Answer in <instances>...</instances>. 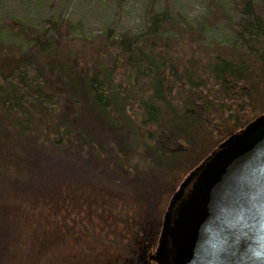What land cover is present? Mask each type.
Instances as JSON below:
<instances>
[{"label": "trees", "instance_id": "obj_1", "mask_svg": "<svg viewBox=\"0 0 264 264\" xmlns=\"http://www.w3.org/2000/svg\"><path fill=\"white\" fill-rule=\"evenodd\" d=\"M238 1L231 46L170 14L154 15L136 35L90 38L60 19L29 27L0 18V190L25 192L0 209V264H13V248L28 245L27 220L40 219L30 202L39 208L64 194L61 209L87 218L95 197L75 203L71 186L87 181L130 189L108 197L122 212L102 228L126 251L119 264H147L166 213H154L147 198L159 177L178 166L175 173L189 175L264 114V19L255 0ZM218 12L209 6L203 19ZM99 203L101 213L114 211L111 200ZM49 242L30 243L26 257L38 263Z\"/></svg>", "mask_w": 264, "mask_h": 264}, {"label": "rangeland", "instance_id": "obj_2", "mask_svg": "<svg viewBox=\"0 0 264 264\" xmlns=\"http://www.w3.org/2000/svg\"><path fill=\"white\" fill-rule=\"evenodd\" d=\"M255 2L264 19V0H255ZM230 3L229 0H0V18L7 22L27 21L30 22L29 27H46L49 25V20L60 19L71 24V31L73 29L76 35L90 38L102 35L108 30L113 31L117 36L136 35L146 28L154 15L170 14L179 17L181 23H191L194 27L195 25L201 26L199 33L205 40L215 41L216 45L220 46H227L230 43L231 46L233 34L240 25L241 19L240 15L236 14L232 8V5L238 6L240 2L233 0V4L230 5ZM209 6L214 11L220 10V12L212 18L203 19L206 17ZM178 168L179 166L173 169L177 171ZM175 171L167 168L166 174L159 177L155 193L152 194L149 191L150 197L147 196V198H150V209L154 213L167 210L174 194L190 175L183 177ZM71 186L72 190L74 188L72 196H76L75 203H79L82 200L81 197H87V199L91 196L95 197L91 205L92 213H88L87 218H84L85 211L77 217L72 215L71 211L61 209V207L65 208L66 204L62 203L65 198L64 194H57L53 198L55 201L51 200L48 203L46 200V204L39 208L34 204V201L30 202L36 207L33 212L40 219L36 223H33V218L27 220L30 223L26 227L27 236L25 237L28 240V245L46 237L51 242V244L48 243L50 250H47L41 261L35 262V264H119L126 251L120 255L121 249L115 241L109 242L112 241V238L108 239V232L102 228V224L111 222L117 212L118 214L122 212L116 209L117 198H108L111 193L116 191L115 195L123 193L126 197L132 192L119 182H112L109 185L105 183L96 185V187L87 181L79 184V187L76 186V189L72 183ZM100 186H105L106 189H100ZM98 191L105 193H98ZM12 192V189L9 188L0 190V209L7 200L8 202L14 201L16 204L21 197L25 199L24 191L19 190L13 194ZM38 197L36 194L29 200ZM103 198L112 201L113 212L101 213L99 201ZM74 219L85 222L83 223L84 228L73 226ZM128 237L129 235L123 236V239L126 241ZM104 240L107 244L104 243ZM5 243L1 245H6ZM28 245L22 242L17 245L18 248H13L11 255H20L19 259L12 262L13 264H34V261L31 260L34 258L26 257L25 250L30 248ZM131 249L134 250V245H131ZM156 250L153 249L145 254L147 264H150L149 255L155 253ZM132 252L134 253V251Z\"/></svg>", "mask_w": 264, "mask_h": 264}, {"label": "water", "instance_id": "obj_3", "mask_svg": "<svg viewBox=\"0 0 264 264\" xmlns=\"http://www.w3.org/2000/svg\"><path fill=\"white\" fill-rule=\"evenodd\" d=\"M155 264H264V114L219 145L174 194Z\"/></svg>", "mask_w": 264, "mask_h": 264}, {"label": "flooded vegetation", "instance_id": "obj_4", "mask_svg": "<svg viewBox=\"0 0 264 264\" xmlns=\"http://www.w3.org/2000/svg\"><path fill=\"white\" fill-rule=\"evenodd\" d=\"M153 254H154V253H153ZM153 254H150V255H149V263H150V264L152 263V261L150 260V256L153 255ZM154 264H155V263H154Z\"/></svg>", "mask_w": 264, "mask_h": 264}]
</instances>
